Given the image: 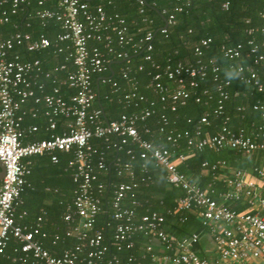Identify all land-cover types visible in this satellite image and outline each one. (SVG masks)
Masks as SVG:
<instances>
[{
	"label": "built area",
	"instance_id": "built-area-1",
	"mask_svg": "<svg viewBox=\"0 0 264 264\" xmlns=\"http://www.w3.org/2000/svg\"><path fill=\"white\" fill-rule=\"evenodd\" d=\"M36 1L43 7L36 13L41 26L47 27L50 22L59 26L60 32L53 41L45 33L24 32L18 24L14 25V32L4 35L1 27L11 24L12 18L29 2L0 0V161L5 167L0 180V255L13 243L17 254L12 258L14 264H26L30 259L34 264H129V261L121 262L111 250H130L132 237L139 232L152 243L146 247V252L152 253L151 264H264V166L243 170L229 167L224 160L204 161L203 171L211 174L207 188L189 179L178 168L187 158L179 152L181 141L198 152L234 150L244 155L256 152L264 155V77L259 71L264 65V24L259 46L245 53L246 58L252 60V66L238 67L242 80L262 95V100L253 105V110L260 115V125L250 131L234 130L229 125L231 119L226 116L222 126L209 133L207 127L211 122L207 114L192 130L177 132L168 130L169 121L162 117L158 128L162 137L155 142L144 135H152L147 121L154 114L156 102L140 95L130 77L132 54L143 53L144 62H150L149 86L158 95L162 108L172 112L187 103L189 89L197 88L211 70L219 95L213 114L218 118L224 114V102L230 98L227 89L231 82L220 78L214 61L203 59L204 50L212 44V39L203 38L198 42L193 62L170 61L161 67L153 61L152 31H146L137 39L126 19L117 13H107L103 5H97L93 11L82 0ZM229 1L223 4L224 9L229 7ZM139 2L141 6L146 4L145 0ZM183 9L178 6L172 12L162 13L165 25L160 31L163 34L176 25V13ZM261 16L264 19V6ZM144 22L150 21L145 19ZM26 27L30 28V24L26 23ZM248 44L253 45V41ZM49 49L55 58L62 54L64 62L45 70L41 59L22 58L28 53L43 55ZM242 49L240 44L223 46L222 52L229 60H236L243 57ZM112 59L126 63L120 72L130 85L123 97L127 106L140 108L142 102L148 106L106 120L103 109L96 107L98 92L94 80L97 78L96 83L110 81L111 77L106 75ZM137 70H144L142 63ZM63 73L65 77H61ZM62 86L70 92H63ZM204 94L209 92L204 91ZM200 100L198 97L196 102ZM239 110L244 108L239 107ZM40 114L49 134L42 139L36 138L40 126L27 124L25 120L27 116L36 119ZM92 140L101 141L103 146L94 145ZM123 150L130 160L115 159L107 163L108 156ZM58 152H72L68 167L76 188L62 215L66 227L63 233H55L50 242L54 247L69 238L75 240V244L60 255H54L43 243L49 238L43 230L44 217L40 215L29 223L26 221L28 212L21 208L24 206L22 195L31 187L28 178L32 174V158L47 156L57 164ZM138 159L144 161L139 166L141 173L148 174L147 162H154L156 167L165 170L170 184L184 191L177 210L198 218L207 230L214 257L200 256V234L180 238L166 231V217L156 211L137 216L135 192L140 183L146 184L151 179L147 176L139 181L133 165ZM116 162L117 175L130 180L116 184L112 190L108 219L114 222V228L106 242V234L111 233L110 222L97 226L102 213L108 212L105 206L109 192L106 179L102 180L101 175H106L110 165ZM218 184H223L224 189L217 190ZM128 201L131 206L126 205ZM184 220L181 218L180 222ZM154 241L159 243L156 253Z\"/></svg>",
	"mask_w": 264,
	"mask_h": 264
},
{
	"label": "trees",
	"instance_id": "trees-1",
	"mask_svg": "<svg viewBox=\"0 0 264 264\" xmlns=\"http://www.w3.org/2000/svg\"><path fill=\"white\" fill-rule=\"evenodd\" d=\"M82 1L88 3L93 11L97 5H103L107 13H117L123 16L129 25L130 31L134 33L137 39L146 31H152L154 34L152 57L154 63L161 67L166 66L170 61L173 63L193 62L196 59L194 49L198 42L203 38L212 39V44L204 50L203 59L214 61L219 67L218 74L220 78L231 82L227 89L230 98L224 102V114L218 118L214 117L213 114L214 109L218 106L219 95L215 91L217 83L213 79L214 75L211 70L208 71L207 77L199 82L197 88L189 89L190 97L187 103L178 107L176 112H172L169 109L162 108L158 95L149 86L152 77L148 74L151 71L150 62H144L143 53L132 54L129 61L130 77L137 84L140 95L156 102L154 114L147 121V126L152 131V135L146 134L144 135L145 138L155 142L161 139L162 134H159L158 128L161 125L162 117H166L169 121L167 129L177 132L192 130L198 124L200 118L207 114L211 122L210 127H207L209 133H214L220 128L226 116L231 119L229 125L234 130L244 128L250 131L252 127L260 125V115L253 110V105L262 100V95L256 88L247 85L242 80V76L238 73V67L239 65L243 67L252 66V60L246 58L245 53H248L253 46H259L262 40L261 29L264 19L261 16V11L264 0H230L227 9L223 8L226 0H145L146 4L144 6L140 5L139 0ZM108 1H111V4H108ZM28 2L29 4L24 7V10L12 18L11 24L1 27L3 34L8 36L15 31L14 25L18 24L19 29L24 32L45 33L53 41L56 34L60 32L59 26L55 22H50L49 26L42 27L36 13L42 10L43 7L38 6L36 0H28ZM178 6H183L184 9L182 12L176 13V25L169 27L167 34H163L160 31L165 25L162 13L164 11L172 12ZM141 9H143V13L140 14ZM145 19L150 22H144ZM26 23L30 24V28L26 27ZM250 40L253 41V45L248 44ZM239 44L243 47L244 54L242 58L229 60L224 56L223 46L231 47ZM22 58L23 60L41 59L45 70L64 62V56L61 54L57 58L53 57L51 49L43 55L36 53L23 54ZM141 63L144 70L138 71L137 66ZM125 64V62L114 59L111 69L106 75L111 77L110 81L96 83L97 78L94 80L95 89L98 92L96 107L103 109L106 120L117 119L122 114L138 112L141 107L148 106V103L142 102L140 108H135L134 106H127L123 100L124 95L130 89L129 83L122 77L120 72ZM259 71L260 76L263 78L264 65L261 66ZM61 77H65V74L63 73ZM113 83H116L117 86H113ZM61 89L63 92H70L65 86H62ZM204 91H208L209 94L205 95ZM235 93H238V95H235ZM198 97L201 98L199 103L196 102ZM239 107H243L244 110L240 111ZM25 120L27 124L40 126L36 138L49 137V134L45 131L46 125L41 114L36 119L27 116ZM92 143L98 147L103 146L99 140H92ZM179 152L187 155L186 160L179 164V170L189 179L198 181L203 188H207L211 181V174H205L201 167L204 161L224 160L229 167L243 170H250L255 166H264V155L260 152L251 155H244L234 150L198 152L187 147L184 141L180 143ZM58 156L60 161L57 164L52 163L47 156L32 158V174L28 178L31 187L26 188L22 195L24 206L21 208L28 212L26 221L29 223L40 215L44 217L43 230L49 235V238L44 240L43 243L54 255H60L65 249L75 244V240L69 238L63 239L54 247L50 242L55 233H63L66 227L62 221V215L65 211V204L71 201L73 191L76 188L72 180V171L68 167L72 152H58ZM115 159L125 162L130 160V157L125 150L114 152L107 157V163L110 164ZM141 163H144V161L140 159L133 163L139 181L147 178V176H150L151 179L146 184L140 183L135 192V200L138 201V205L134 208L137 216L145 214L147 211L160 213L166 217V231L174 233L180 238L207 231L195 215L177 210L178 201L184 196V191L168 182L165 170L156 167L154 162H147L149 166L148 174L141 173L139 169ZM116 164L117 162L111 164L109 172L104 176L101 175L102 180L103 177L106 179L109 192L105 206L108 212L102 213L97 226L110 222L111 227L109 230L111 233L106 234V242L109 241L114 228V222L108 219V215H110L108 202L112 190L116 184L128 183L130 180L126 176L120 177L117 175ZM216 189L223 190V184H218ZM130 196H128L129 199H131ZM48 202H51V204H48ZM126 205L131 206L130 201H128V204L126 202ZM231 205L234 208H241L236 204ZM181 218L185 219L183 223L180 222ZM132 239L133 247L130 250L117 252L112 249L111 254L118 256L121 262L124 263L129 261V264H151L150 256L152 253L146 252L147 245L152 244L150 239L139 232L135 233ZM153 247L154 253H156L158 245L155 241ZM14 248L13 243L8 245L5 253L0 255V264H14L12 258L17 255L14 253ZM200 256L204 257V253L200 252ZM31 263L32 260L30 259L26 264Z\"/></svg>",
	"mask_w": 264,
	"mask_h": 264
},
{
	"label": "crops",
	"instance_id": "crops-1",
	"mask_svg": "<svg viewBox=\"0 0 264 264\" xmlns=\"http://www.w3.org/2000/svg\"><path fill=\"white\" fill-rule=\"evenodd\" d=\"M48 204H51V202H48ZM200 235H201V241L199 245L200 252L204 253V256H207L209 258L214 257L215 255L213 254L212 245L208 237L207 231L201 233ZM155 243L157 245L159 244L157 241H155ZM31 264H34V263H31Z\"/></svg>",
	"mask_w": 264,
	"mask_h": 264
},
{
	"label": "water",
	"instance_id": "water-1",
	"mask_svg": "<svg viewBox=\"0 0 264 264\" xmlns=\"http://www.w3.org/2000/svg\"><path fill=\"white\" fill-rule=\"evenodd\" d=\"M163 20L165 21L164 17H163ZM4 173H5V167H4L3 162L0 161V180L3 179Z\"/></svg>",
	"mask_w": 264,
	"mask_h": 264
}]
</instances>
